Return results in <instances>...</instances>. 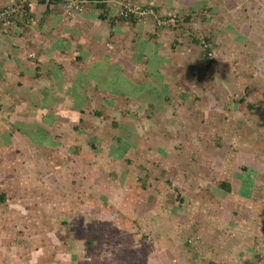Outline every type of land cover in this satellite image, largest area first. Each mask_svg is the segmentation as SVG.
I'll return each instance as SVG.
<instances>
[{"label": "rangeland", "instance_id": "1", "mask_svg": "<svg viewBox=\"0 0 264 264\" xmlns=\"http://www.w3.org/2000/svg\"><path fill=\"white\" fill-rule=\"evenodd\" d=\"M126 4L199 64L158 66L128 95L26 96L45 121L29 143L0 126V247L29 264H264V0Z\"/></svg>", "mask_w": 264, "mask_h": 264}, {"label": "crops", "instance_id": "2", "mask_svg": "<svg viewBox=\"0 0 264 264\" xmlns=\"http://www.w3.org/2000/svg\"><path fill=\"white\" fill-rule=\"evenodd\" d=\"M17 1L0 0V9ZM124 1L104 0L102 12L95 3L89 2L82 13L72 18L67 17L59 6L47 8L36 4L28 18L13 24L0 22V100L5 102L3 108L9 117L13 116L11 121L4 119V122L0 117V124L4 123L0 126L9 128L1 143L11 144L13 141L14 144L16 140L32 142V138L23 133L27 134L34 123L38 125L45 121L43 105L35 108L32 99L28 100L26 96L72 94L87 82L91 83L89 87H94V91L112 93L117 89L122 91L119 94L128 95L125 91L133 88V80L141 81L147 76L146 72L149 77L154 76L158 66L167 70L179 64L181 68L177 69H185L188 74L185 79L193 75L200 61L192 56V50L187 55L186 65L185 61L176 58L177 54L170 55V45L167 52L165 44L160 45V36L148 32L151 21L134 24L118 17ZM126 1L142 5L147 0ZM165 52L167 54L162 55ZM191 93V97L198 98L194 92ZM73 95L77 96L76 92ZM20 96L26 99L22 97L18 101ZM4 110L0 106V111ZM22 112L24 115L21 117L19 113ZM34 112L35 122L31 117ZM13 252L0 247V264L31 262L32 250L24 249L11 257Z\"/></svg>", "mask_w": 264, "mask_h": 264}, {"label": "built area", "instance_id": "3", "mask_svg": "<svg viewBox=\"0 0 264 264\" xmlns=\"http://www.w3.org/2000/svg\"><path fill=\"white\" fill-rule=\"evenodd\" d=\"M36 4H41L47 8L59 6L64 11L67 17H74L82 13L87 5L88 0H18L3 9H0V22L4 24H13L18 20L21 21L28 18V14L32 11ZM137 12L129 5H123L119 10V17L122 19H136ZM204 51L207 52L209 45L203 42ZM210 56V54H208ZM1 242V238H0Z\"/></svg>", "mask_w": 264, "mask_h": 264}, {"label": "trees", "instance_id": "4", "mask_svg": "<svg viewBox=\"0 0 264 264\" xmlns=\"http://www.w3.org/2000/svg\"><path fill=\"white\" fill-rule=\"evenodd\" d=\"M88 1L90 3H95V7L101 12L105 8V5L103 4L104 0H88ZM206 42H209V41H207V39H206ZM206 64H207V66H210L212 64V61L210 59L206 58ZM244 172H245V174L243 175L244 182H245V184L248 183L249 187H251L252 179H253V176L251 177V175H253L254 173H253V171H250V170H247V169H244ZM214 185L217 188L225 190V192L229 193L231 191L229 185L224 183V182L215 181ZM4 200H5V195L4 194H0V204L3 203Z\"/></svg>", "mask_w": 264, "mask_h": 264}]
</instances>
